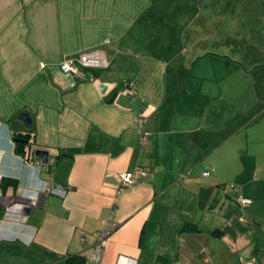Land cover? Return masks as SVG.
<instances>
[{"label": "crops", "instance_id": "0c3cea01", "mask_svg": "<svg viewBox=\"0 0 264 264\" xmlns=\"http://www.w3.org/2000/svg\"><path fill=\"white\" fill-rule=\"evenodd\" d=\"M180 2L0 0V264H95L84 253L110 222L101 264H264V29L202 36L177 20L197 1ZM95 48L111 64L93 79L60 69ZM255 73L252 116L225 120L218 96L177 119L182 78L241 92ZM135 168L146 174L119 192Z\"/></svg>", "mask_w": 264, "mask_h": 264}, {"label": "rangeland", "instance_id": "374dc122", "mask_svg": "<svg viewBox=\"0 0 264 264\" xmlns=\"http://www.w3.org/2000/svg\"><path fill=\"white\" fill-rule=\"evenodd\" d=\"M197 4L193 3L190 10L179 16L178 21L186 25V22L192 21L194 26H203L201 35L207 37H220L223 38L224 34L229 33L232 36L236 35H248L253 33L257 29H264V0H196ZM164 3L167 12L172 11L174 8H180L184 5H180V0H161ZM159 9L155 6L154 10ZM181 9V8H180ZM183 12V11H182ZM168 19L170 16H166ZM174 20V18H173ZM169 20V21H173ZM184 22V23H183ZM233 25V26H230ZM229 27L232 28L231 32ZM183 35L179 34L178 39L183 41L188 40ZM209 62H207L208 64ZM222 64V63H221ZM221 66V65H220ZM257 73L253 74L250 88L241 92L234 90L229 85L227 78L218 75H203L201 76H188V78H182L180 81L181 88L184 90V98L174 106L177 119L184 117L183 111L191 113L190 116H198V105H202L205 101V97L209 100H215L218 96L222 101V110L224 119L228 117H234L236 121L245 119L243 117L252 116V110L256 103L254 99L258 97L260 88H257ZM254 79V80H253ZM178 83L176 84V90ZM180 92V91H179ZM181 94V93H180ZM222 94V95H220ZM219 99V98H217ZM210 112V109H207ZM198 111V112H197ZM219 113V112H218Z\"/></svg>", "mask_w": 264, "mask_h": 264}, {"label": "built area", "instance_id": "2783aa9c", "mask_svg": "<svg viewBox=\"0 0 264 264\" xmlns=\"http://www.w3.org/2000/svg\"><path fill=\"white\" fill-rule=\"evenodd\" d=\"M65 60L60 64V69L64 73H71L73 75H80L86 79H93L92 73H87V70L90 69H102L108 68L111 64V60L109 57L104 53V51L100 48L89 49L80 51L76 56H66ZM146 117H138L137 118V127L140 132V143L143 144L148 140V131L146 130ZM146 174L145 169L142 168H135L130 172H124L120 174L118 179V189L119 192L123 191L132 184L138 183L141 178ZM205 174H209L208 171H205ZM1 178V176H0ZM234 187L238 188L239 186L234 183ZM68 189L67 186L60 184L58 186V191L64 193ZM51 190V189H49ZM237 199L241 206L249 205L253 202V199L249 196L242 195L241 193L237 194ZM116 224L114 222H110L106 225V227L98 233L95 234L96 236V243L89 247L84 255L89 257L93 260L95 264H101L103 255H104V248L108 242V239L111 233L116 229ZM247 264H253L251 262H247Z\"/></svg>", "mask_w": 264, "mask_h": 264}, {"label": "water", "instance_id": "95a60500", "mask_svg": "<svg viewBox=\"0 0 264 264\" xmlns=\"http://www.w3.org/2000/svg\"><path fill=\"white\" fill-rule=\"evenodd\" d=\"M19 118L21 120H24L26 125L29 127L31 126V118L29 116V114L27 112H22L20 115H19ZM17 142H24V143H28V140L27 139H24L23 137H17L15 139ZM32 154H34L35 156L39 157L41 160H42V163L46 164L49 162V151L47 149H42V148H38V149H33V152Z\"/></svg>", "mask_w": 264, "mask_h": 264}, {"label": "trees", "instance_id": "16d2710c", "mask_svg": "<svg viewBox=\"0 0 264 264\" xmlns=\"http://www.w3.org/2000/svg\"><path fill=\"white\" fill-rule=\"evenodd\" d=\"M19 145H20V148H21L20 152L22 151V154H24L23 156L27 157L26 154H25V149H22L24 147V145L21 144V143ZM84 261H85V257L84 256L75 254V256L68 257V259L66 260V264H81Z\"/></svg>", "mask_w": 264, "mask_h": 264}]
</instances>
